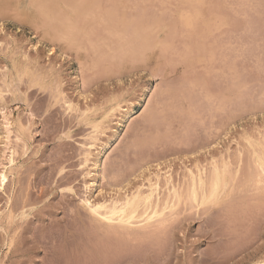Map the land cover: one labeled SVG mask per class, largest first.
Listing matches in <instances>:
<instances>
[{
  "label": "rangeland",
  "instance_id": "1",
  "mask_svg": "<svg viewBox=\"0 0 264 264\" xmlns=\"http://www.w3.org/2000/svg\"><path fill=\"white\" fill-rule=\"evenodd\" d=\"M74 1L76 0H0V170L6 163L7 166L9 165L8 171L10 173L7 187L0 190V264H250L264 259V138H262L264 137V31L262 30L264 29V18L260 16L264 12V0H258L262 3L260 4L262 7L256 4L257 0H254V2L246 0L249 4H245V0H243V4L242 0H237L236 2L241 3L243 7H245L244 4L247 6L245 8L241 7V9L248 13V15H244L241 11L239 16L243 15L244 17L240 19L238 16L239 21L237 20V12H234L237 10L239 12L240 8L237 10L236 8L238 5H242H237L235 2L237 7H234L235 5L231 6V0H227V2L222 0L223 2H220L222 5H219L220 8L218 6L222 13L225 12L227 18L230 17L228 13L235 10L232 11L234 13H232V17L234 15L236 19L229 18L231 22L229 21L225 28L222 27V31L226 30L228 33L222 32L218 35V38L222 39L224 37L223 40H225L226 36L224 35L229 36V32L232 33L231 31H233L234 33L236 31L235 34H232L236 35L237 33L238 42L236 39L233 41L236 42L235 44L238 47L233 48L231 46L233 42L232 39L229 40V36L228 41L232 43L228 45V48L232 47L235 52H232V48L226 51L227 47L225 44L222 46V42L227 43L228 41L225 42L219 39L217 42L221 44L222 48L218 50L216 47L218 44L215 47L213 45L216 49L215 54L217 55V50L218 53L225 51L224 55L226 57L221 53L222 55L217 56L218 59L213 58L212 60H216L213 63L216 64L215 68L218 65L217 70L225 68L223 66L226 61L233 64L235 60L233 58L237 57L235 61L238 62L235 65L238 66L236 71L239 72L240 76L238 75L239 78L237 76L238 79H233L238 82L244 79L241 80L244 88L240 82L241 87L238 88L243 91L247 90L245 92H240L236 86H234V89L232 88L236 81L232 85L228 83V78L232 79L233 75L237 74L234 70L230 73V69H228L230 64H226L228 66L224 70L229 71H226L227 73L224 71V73L227 75L229 73L231 77L226 78L227 75L223 73V69L220 75V69L215 71L214 67L213 69L210 67L214 71V73L211 71L209 77L212 79L210 80L206 78L207 75H210V68H207L209 70L206 71L204 66H210L206 64L209 63L208 57L206 58L207 62L204 60L198 61V63L194 56L195 53L191 54L190 50H192L194 39L192 40L191 37L192 42L189 43L190 40L187 39L190 35L189 33L187 36L189 28L187 29L185 19L182 18V13L187 14L186 12H188L189 0H156L155 3L152 0H148L149 3H147L146 0V6L144 0H133V2L130 0L131 4L129 5L130 2H127V0L126 2L120 0L123 5L127 3L124 6L130 7L121 5L122 8L118 6L119 9H115L117 6L112 4L118 0H111L112 3L108 2L110 0L106 1L110 4L103 3L102 0L101 3H99V0H81V2L78 0L80 5L77 4L78 6L76 5L73 8L72 5L76 4H73ZM213 1H211V4H215ZM228 2L230 4L229 8L231 6L235 9L228 10ZM98 3L100 5L105 4V6L103 5V8L102 6L95 7ZM217 3H219V0ZM224 3L227 4L226 7ZM118 4L117 2L116 5ZM110 5L113 12L109 8L108 11L106 10V7ZM136 5L140 6L144 12L147 11L142 12ZM88 6L89 9H93L91 12H89L90 10H84V8L88 10ZM252 6L255 8L252 9ZM43 7H46V9ZM256 7L261 8L259 10L261 13L257 11ZM71 8L75 10H71ZM100 8H102V11H100ZM221 8H224L223 11ZM248 8L252 10H248ZM136 9H139V12H136ZM254 9L260 15L255 13ZM116 10L124 12V14L122 12L117 13H121L118 20V17L115 20L110 18L111 14L113 16L116 14ZM72 11H77L81 15L80 17L86 18L79 22V27L77 26L78 22H75L78 19L77 12L75 14ZM93 11L94 13H92ZM134 13L135 15H133ZM138 13L141 16H138ZM155 13L157 15L155 18L160 19L159 21L162 23H157L158 21L153 19L154 23L156 21L158 24V29L156 28V31H158L151 34L148 27H152V24L151 26L149 24ZM97 14L100 15V19ZM125 14L132 19L125 18ZM142 14H145V17H142ZM148 14L151 15L149 16V18L151 17L149 24L146 22L148 20L144 21V19H147ZM250 14H253V17L256 16L254 19L257 18V20L253 21L246 18L247 20L244 21L242 19L245 16L252 19ZM135 17L136 20L137 17L142 18V24H145V22L148 24H146L147 28H143L146 31L141 29L139 32L143 37L140 43L142 46H139L142 48H144V45L145 47L148 46V50L146 48L143 50L146 51L143 53L144 55H139L140 52L137 55L136 52L140 51L141 47L136 46L138 44L135 45L132 41L135 40L133 37L135 36L134 30L137 28L135 26H142V24H139L140 19L137 24L133 22ZM177 17L179 18L177 19ZM68 18L69 20H67ZM107 18L111 20V23L108 22L107 24L112 25L110 26L112 28L117 27L121 19L123 24L124 21L126 24L124 26L123 24L119 25L115 31L111 28L107 29V24L106 27L104 26ZM166 19L169 21H166ZM232 19L241 24L237 25L238 22L233 23ZM240 20L242 21L240 22ZM69 21L72 23H69ZM115 21L118 22L115 23ZM95 22L99 25L104 24L102 25L103 28L99 25L97 27ZM231 23L234 27L231 29L226 28V26L231 27L232 25H229ZM67 24L76 26L75 28L70 26L72 27L70 31L66 30V28H69ZM93 24L95 25L94 31L91 29ZM173 24L175 27L172 26ZM242 24L248 28H245ZM126 26H129L128 31L131 30L133 33L127 31L128 38L126 37V40H129L130 43L128 45L127 41H123L125 45L127 42L129 46L124 48L125 45H123L121 39L124 38L123 40H125L124 28ZM141 31H145L144 35ZM173 32L177 33L179 38ZM244 32H249L250 36ZM64 33L65 35H63ZM163 33L165 34L163 35ZM83 34L84 36H82ZM168 34L175 36L176 43L173 41L175 39H172V36L169 44H167L168 38H170ZM183 34L186 36L184 37ZM85 35H89L87 40L89 43L94 41L95 46L99 43L98 47L100 46L101 50L94 47L92 43L90 45H93L94 50L97 49V51L94 52L93 47L87 46ZM96 35L100 36L98 37L99 40H96ZM93 36H95L94 39ZM104 36L108 38L101 41ZM154 37L160 40L157 38L156 40ZM231 37L234 39L235 36ZM238 38H241V40ZM254 38L257 41L263 40L258 41V43L261 42L259 44V46L262 45L261 47H255V45L258 46V43ZM181 40L183 41L181 42ZM249 40L251 44H249ZM185 41L189 43L187 45L191 46L190 49ZM252 41L253 43L256 42L254 47L257 50L252 49ZM81 42L83 43L81 44ZM173 42L176 44L177 49ZM151 43L156 45L152 46ZM181 43H185L183 48ZM235 44L233 43L234 46ZM77 45H81V48ZM184 45L189 50H186ZM207 45L208 47L212 46H209V43ZM243 46H247V51ZM223 47H226L225 50ZM260 48L261 50H258ZM83 50L84 52L87 50V52L84 53ZM121 50L126 51V53L121 52ZM98 51L100 58H97L98 56L94 54L96 62L98 59L97 66V64H93L95 61L93 60L92 63L90 59L94 58L93 53H98ZM253 51L254 53L257 51L258 55H255ZM128 52H133L135 55L132 54L131 56ZM180 55L183 58H180ZM229 55H233L231 61L228 60V58L230 59ZM111 56L113 57L111 58ZM242 56H244V60L241 59ZM106 57L109 58L110 63ZM249 58L253 59L250 61ZM175 59L176 63L172 62ZM219 60L220 62H218ZM242 60L244 62L246 60V63ZM170 61L174 64L172 65ZM241 62L242 65L238 64ZM90 63L92 64L90 65ZM87 64L91 67H88ZM109 64L110 66L107 67ZM102 65L105 70L101 67ZM211 65L213 66V64ZM239 65L241 68H239ZM247 65L250 69H254L249 70ZM233 66L234 64L229 68H233ZM196 71H198V75L195 74ZM244 73L246 75H243ZM241 74L243 77H241ZM217 75L222 76V78L226 76L223 79V83H227L224 84V87L221 82L222 79L217 78ZM88 77H90V83ZM92 78L94 79L92 80ZM181 78H184V80ZM225 79H227L226 82ZM193 80H197L198 85ZM213 80L215 83H213ZM245 80L248 82L244 83ZM177 81L181 82H179L180 87L176 86L175 88L173 85L174 89L170 87V84L178 85ZM190 81H192V84L195 82V85H190ZM204 81L207 83H204ZM208 81L213 84L214 88L222 85V87H218L220 92L222 89L227 90L232 86L228 90L232 91L233 89V95L235 96L233 97L230 92L227 93L228 96H232L236 100L239 99L234 101L230 98H227L230 100L221 98L222 95L227 97L226 92L228 90L220 93L218 88L213 94L211 87H209L212 84L210 83V85ZM187 85H190L188 87L189 91H184V89H187L185 88ZM195 86L199 87L200 91ZM245 86L247 87L245 88ZM169 87L168 91L166 88ZM179 88L184 91L183 94H180L183 91L181 92ZM164 89L167 90L166 93H164ZM190 89L192 93L188 94V92H191ZM171 90L176 91L174 92L177 95L175 96L176 99L179 97L183 100L181 102L182 100L179 99L181 104L178 101L179 105H177V101H173L174 96H171L173 93ZM205 92H207L208 97L213 95V99L207 101L208 97L204 94ZM177 93H179V96ZM166 94L169 96L168 99H166ZM236 94L238 97H236ZM241 95L244 97H241ZM185 96H188L189 100H185ZM218 97H220V100ZM167 100L168 102H166ZM175 101L176 107L174 105ZM196 101H199L198 104H194ZM219 101L222 103L219 104ZM232 101L234 102L232 103ZM185 103L188 104V107ZM205 104L208 105L205 106ZM198 105L201 108H198L200 112L197 113ZM163 106H168L165 107L166 110L169 108L168 112ZM221 106H224V109ZM173 107L177 109L173 110ZM212 108L214 110L211 111ZM162 109L165 110V113L162 111L163 117L162 112H160ZM182 110H186L187 114L184 112V115ZM154 111L157 114L153 113ZM169 111H171V114ZM180 113L183 119L180 118ZM171 115L175 118V122L170 119ZM165 117L169 118L173 124L175 123L173 125L175 129L171 130L172 125L170 124L172 123L169 122V119L167 121ZM184 119L187 120L184 121ZM164 120L169 123L166 124ZM182 121H188L189 123L191 121V123L184 124ZM177 122L182 124L179 126ZM93 123H95L94 126ZM185 125H187L188 130ZM95 126L99 127L96 128ZM159 126L161 128H158ZM181 127L184 128V131ZM8 128L10 132L9 140L11 141H9V144H7L6 137ZM155 128L158 129L159 134L156 133ZM166 130L167 132H163ZM152 134H155L156 138ZM150 136H152L153 142L149 141L151 140ZM166 137H169V139H166ZM149 143L150 145H148ZM11 150L15 151V162L12 165L8 163ZM236 154L239 156L237 157ZM96 160H98V173L95 175L94 162ZM214 163H219V165L228 164L230 170L227 168L226 173L230 174V171H232V175L230 174V177H227L228 175L225 173L224 183L217 193L212 197L209 195L204 204L198 205V202H195L191 195L189 172L191 170L197 173L202 168L203 175L208 178ZM231 165H233V168H231ZM240 167L242 168L240 169ZM246 167L249 169V173H247ZM252 168L257 170L254 171ZM256 171L260 173L257 174ZM155 173L163 175L164 180L165 175L170 176L172 186L167 184L166 180L161 182L158 200H153L152 207L148 209L149 212L147 211L146 214H143L144 206H140L136 221L129 227L123 228L115 224L108 225L89 212L88 207L83 202L84 197L85 199H91V201L101 200V197L108 200H111L112 197L113 199L114 197L115 199H121L134 193L139 186H143V191H148L150 184L152 181L154 183L156 179ZM261 175L263 177H259ZM113 177L118 180L116 183H114L115 179ZM162 177L160 178L161 181ZM93 182L95 183L93 184ZM86 185L91 187L87 188ZM176 196L177 198L174 200ZM26 200L27 202H25ZM193 203L198 206L192 205ZM155 207L162 213L154 216ZM10 210L13 212H10ZM147 215L151 218L142 221ZM7 217L10 219L9 222H7ZM155 228L160 229L156 230ZM103 229L104 231H102Z\"/></svg>",
  "mask_w": 264,
  "mask_h": 264
},
{
  "label": "bare ground",
  "instance_id": "2",
  "mask_svg": "<svg viewBox=\"0 0 264 264\" xmlns=\"http://www.w3.org/2000/svg\"><path fill=\"white\" fill-rule=\"evenodd\" d=\"M85 1H86V0H85ZM93 1H94V0H93ZM99 1H100L99 3H101V0H99ZM106 1H108V0H105V1L102 0L103 3H105ZM121 1H122V0H121ZM134 1H135V0H134ZM147 1H148V0H147ZM149 1H150V0H149ZM149 1H148L147 3H149ZM152 1H153L154 3L156 2V0H152ZM211 1H213V0H211ZM211 1H210V0H189V9H188V12H186L187 14L182 13V18L185 19V23H186V25L188 26L187 29L189 28V29H188V31H189L188 34L186 33L187 36H188L189 33H190V35H189L188 38H187L188 40H190L189 43L192 42V40L194 39V42H193V44H192V45H193V46H192V50H190V52H191V54H193V52L195 53L194 56L196 57L197 62H198V61H204V60H206V58L208 57L207 60H208L209 63H206L207 60H206L205 63H206L207 65H210V66L206 67V65H204V63L202 62L203 65H204L205 68H206V71L209 70V69H207V68H210V67H211L212 69H213V67L215 68L216 64L214 65L213 62H215L216 60H215V61L212 60L213 58H214V59H215V58L218 59L217 56H218L219 54L222 53V54L224 55V53H225V51H222V52L218 53V52H219L218 50L221 49L222 47H221V44H219V43L217 42V40L220 39V40H222V41L227 42L228 39H229L228 37L230 36V39H229V40L231 41V39H232V42H233L234 44H235L236 42H234L233 40L236 39V41H237V37H236V36H237V33H236V35H233V34H235L236 31H235L234 33H233V31H231L233 34L229 32V34H230L229 36H228V35H224V36H226V39H225V40H223V38H224L223 36H220V37H223L222 39H221V38H218V37H219L218 35H220L222 32H223V33L225 32V34L228 33L226 30H225V31H222V27L224 26V28H225V25H227V24L229 23V21H230V19H229L230 17L235 19L234 15H233V17H232V13H233L235 10H232L233 12L230 11V12L228 13V14H230V17L227 18V16L224 14L225 12L222 13V12L220 11V9H218V6H219L224 0H223V1H222V0H219V3H217L218 5L216 4V2H218V0H215L216 2L213 1L215 4H211ZM236 1H237V0H235V1H234V0H231V2H230V3H231V6H232V5H233V6L235 5L234 7H237L238 4L242 5L243 2H244V1L242 0V1H241L242 4H241V3L236 2ZM247 1H249V0H247ZM247 1L245 0V4L248 3ZM252 1L254 2V0H252ZM260 1H261V0H260ZM260 1L257 0V2H256V4H259V5H258L259 7L261 6L260 4H262V3H260ZM80 2H81V0H80ZM108 2H111V3H112L111 0L108 1ZM108 2H106V3H108ZM117 2L119 3L118 5H116ZM117 2L115 1V2L112 3V4H114L115 6H117L115 9H117V8L119 9V7L122 8L121 5H123V3H121L120 0H118ZM122 2H126V0H125V1L123 0ZM127 2H130V0H129V1L127 0ZM132 2H133V0H132ZM145 2H146V0H144V5L146 4ZM185 2H186V1H185ZM185 2H183V3L185 4ZM213 2H212V3H213ZM220 2H221V3H220ZM224 2H227V0L224 1ZM232 2H234V3L232 4ZM235 2H236L237 5L235 4ZM250 2H251V0H250ZM253 2H252V3H253ZM75 3H76V4H75ZM99 3H98L97 6H95V7H98V6L101 7V6H102V8H103V5L105 6V4L100 5ZM115 3H116V4H115ZM150 3H152V2H150ZM154 3H153V4H154ZM73 4H75V5H72V6H74L73 8H75V6H76L77 4H79V1L76 0V1H74ZM108 4H110V3H108ZM129 4H131V2L128 3V5H129ZM132 4H133V3H132ZM142 4H143V3H142ZM159 4H160V3H159ZM227 4H228V7H227L228 10H229V9H235V8H233V7L231 8V6H230V8H229V5H230L229 2H228ZM227 4L224 3L225 7L227 6ZM245 4H244V6L247 7ZM248 4H249V3H248ZM248 4H247V5H248ZM47 5H48V4H47ZM79 5H80V4H79ZM82 5H83V4H82ZM90 5H91V4H90ZM92 5H93V3H92ZM92 5H91V7H93ZM106 5H107V4H106ZM124 5H127V3H125ZM124 5H123V7H128V8L130 7V6H124ZM133 5H134V4H133ZM137 5H138V4H137ZM137 5H136V6H137ZM139 5H140V4H139ZM181 5H183V4H181ZM187 5H188V3H187ZM216 5H217V6H216ZM221 5H222V4H221ZM252 5H253V4H252ZM254 5H255V3H254ZM254 5H253V6H254ZM77 6H78V5H77ZM118 6H119V7H118ZM145 6H146V5H145ZM250 6H251V5H250ZM253 6L251 7L252 9L255 8V7H253ZM256 6H257V5H256ZM65 7H66V6H65ZM82 7H83V6H82ZM85 7H86V6H85ZM137 7H139V9L141 10V7H140V6H137ZM149 7H150V6H149ZM155 7H157V6H155ZM158 7H159V6H158ZM180 7H181V6H180ZM183 7H184V5H183ZM221 7H222V6H221ZM225 7H224V8H225ZM241 7H242V8H245V7H243V5H242V6H239V5H238V7L236 8V10L240 8V9H239L240 11L238 12V10H237V11L234 12V13L237 12L236 15L238 14V15H237V20H238V21H239L238 16L240 15L239 13H240L241 11H242V12H241L242 14H244V15L247 14V15H248V13H246L244 10H242ZM261 7H262V6H261ZM43 8L46 9V7H43ZM80 8H81V7H80ZM86 8H87V7H86ZM102 8H100V11H102ZM108 8L111 9L112 6L110 5L109 7H106V10H107V11H108ZM132 8H133V7H132ZM142 8H143V7H142ZM219 8H220V6H219ZM224 8H221V10L224 9ZM251 8H248V10L251 9ZM66 9H67V8H66ZM139 9H136V12H137V11L139 12ZM145 9H146V8H145ZM148 9H150V8H148ZM152 9H153V6H152ZM186 9H187V8H186ZM252 9H251V10H252ZM256 9H257V11L259 12V10H260L261 8L256 7ZM263 9H264V8H263ZM71 10H75V9H72V8H71ZM84 10H86V11H89V10H90L89 12H91L93 9H92V10L89 9V6H88V10L85 9V8H84ZM104 10H105V9H104ZM120 10H122V9H120ZM127 10H129V9H127ZM133 10H134V9H133ZM133 10H132V11H133ZM153 10H154V9H153ZM153 10H152V12H153ZM155 10H156V9H155ZM177 10H178V9H177ZM181 10H182V9H181ZM181 10H180V11H181ZM183 10H185V9H183ZM225 10H226V9H225ZM245 10H246V9H245ZM254 10H255V9H254ZM254 10H253V11H254ZM77 11H78V9H77ZM77 11H76V12H77ZM79 11H80V10H79ZM86 11H85V13H86ZM111 11H112V9H111ZM116 11H117V12H115V13L117 14L118 12H122L123 10H122V11H118V10H116ZM130 11H131V8H130ZM141 11L144 12L143 10H141ZM141 11H140V13H142ZM146 11H147V10H146ZM146 11H145V12H146ZM149 11H150V10H149ZM185 11H187V10H185ZM222 11H223V10H222ZM257 11L255 10V13H257ZM263 11H264V10H263ZM47 12H48V11H47ZM52 12H53V11H52ZM52 12H51V13H52ZM73 12H74V11H72V13H73ZM76 12H74V13L76 14ZM80 12H82V11H80ZM103 12H104V11H103ZM112 12H113V11H112ZM134 12H135V11H134ZM145 12H144V13H145ZM150 12H151V11H150ZM150 12H149V13H150ZM226 12H227V11H226ZM249 12H250V11H249ZM83 13H84V12H83ZM92 13H94V11H93ZM92 13H91V14H92ZM95 13H96V12H95ZM107 13H108V12H107ZM128 13H129V12H128ZM128 13H127V14H128ZM140 13H138V14H139L138 16H141ZM147 13H148V12H147ZM156 13H157V10H156ZM156 13H155V15L152 14L154 18H151V17H150V18H151L152 20L154 19V20L158 21L157 23H160V22H161V21H159L160 19L155 18V16L157 17ZM179 13H180V12H179ZM234 13H233V14H234ZM251 13H253V12H251ZM259 13H261V12H259ZM262 13L264 14V12H262ZM101 14H102V13H101ZM104 14H105V13H104ZM116 14H114V16H113V14H111V16H110V14H109V16H110V18H114V20H115L117 17H118L117 20L120 19L119 17H120L121 15H119V14H121V13L117 14L118 16H117ZM122 14H124V12H122ZM127 14H125V18H128V15H129V14H128V15H127ZM131 14H132V13H131ZM253 14H254V13H253ZM253 14H250L251 17H252V19L249 18V17H246V16H245V18H242V19H244V21L247 20V19H248V20L250 19V20H253V21L255 20V21H256L257 18L254 19L256 16L253 17V16H252ZM257 14H258V13H257ZM263 14H262V15H263ZM76 15H78V16H77L78 19L76 18L77 20H76L75 22H76V23L78 22V24H77V26H78V25H79V22H81V20L83 21L84 18H83V17H80L81 15H80L78 12H77ZM82 15H83V14H82ZM87 15H89V14H87ZM97 15H99V14H97ZM97 15H96V16H97ZM102 15H103V14H102ZM115 15H116V16H115ZM133 15H135V13H134ZM133 15H131V16H133ZM136 15H137V14H136ZM142 15H143V14H142ZM254 15H255V14H254ZM258 15H260V14H258ZM258 15H257V16H258ZM262 15H260V16L264 18V15H263V16H262ZM63 16H64V15H63ZM69 16H70V15H69ZM83 16H84V15H83ZM126 16H127V17H126ZM146 16H147V15H146ZM149 16H151V15L148 14V17H146L147 19H144V21H145V20H148V21H146L147 23L149 22V19H150ZM158 16H159V15H158ZM260 16H259V17H260ZM84 17H85V16H84ZM86 17H87V16H86ZM98 17H99V19H100V15H99ZM102 17H103V16H102ZM129 17H130V16H129ZM142 17H145V14H144ZM170 17H171V16H170ZM170 17H169V18H170ZM239 17H240V19H241V17H244V16L242 15V16H239ZM123 18H124V17H122V19H123ZM125 18H124V20H125ZM160 18H161V16H160ZM169 18H168V19H169ZM178 18H179V17H177V19H178ZM246 18H247V19H246ZM63 19H64V18H63ZM70 19H71V18H70ZM85 19H86V18H85ZM85 19H84V20H85ZM101 19H102V18H101ZM122 19H121V21H119L120 23L117 21V22H118V26L123 24ZM128 19H132V18L130 17V18H128ZM139 19H140V21H139ZM151 19H150V20H151ZM168 19H166V21H169ZM67 20H69V18H68ZM78 20H79V21H78ZM124 20H123V21H124ZM141 20H143V19L140 18V17H139V18L137 17V20H136V17H135V20H134L133 22H135V24H137V22L139 21V24H142V23H141ZM152 20L150 21V24L148 23L150 26H151V24H152V27H148V28H149V32H151V34H154L155 31H156V28L158 29V27H157L158 24L156 23V21H155V23H154V20H153V21H152ZM170 20H171V19H170ZM232 20H233V19H232ZM235 20H236V19H235ZM258 20H259V19H258ZM263 20H264V19H263ZM62 21H63V20H62ZM72 21H73V20H72ZM102 21H103V20H102ZM125 21H126V20H125ZM125 21H124V24H126ZM144 21H143V22H144ZM238 21H236V22H238ZM241 21H242V20H240V22H241ZM88 22H89V21H88ZM98 22H99V21H98ZM108 22H109V24H110V23H111V20H109V19L107 18L106 21L104 22L105 25H104V24H101V23H100L101 25H99V23H96V22H95V23H96V26L99 25V26L102 27V25H104V26L106 27V24H107ZM117 22L115 21V23H117ZM128 22H129V21H128ZM128 22H127V24H129ZM146 22H145V24H142L143 27L140 26V25H139V26L137 25V26H135V28L137 27L136 29H135L134 27L132 28L133 30L135 29V30H134V34H135V36H133V37L135 38V40H132V41L134 42L135 45L138 44V45H136V46L141 45L140 43L142 42V38H143V37L140 35L139 32H140L141 29L146 31V29H143V28H147V25H148V24H147ZM174 22H175V21H174ZM182 22H183V21H182ZM230 22H231V21H230ZM232 22L236 24V22H235L234 20H233ZM262 22H263V21H262ZM69 23H72V22L69 21ZM89 23H90V22H89ZM113 23H114V22H113ZM130 23H131L132 25H135V24L132 23V22H130ZM161 23H162V22H161ZM233 23L229 24V25H232L231 27L228 25L229 27L226 26V28H228V29L230 28V29H231L232 27H234ZM80 24H81V23H80ZM109 24H107V26H108L107 29H110V28H111V29H114V31H115V29L118 27V26H117V27L112 28V27H110V26H112V25L109 26ZM124 24H123V26H124ZM131 24H130V26H132ZM146 24H147V25H146ZM183 24H184V22H183ZM239 24H241V23L238 22L237 25H239ZM67 25H69V24H67ZM115 25H116V24H115ZM144 25H146V26H144ZM242 25H243V24H242ZM250 25H251V24H250ZM257 25H258V24H257ZM70 26H73V27L75 28L76 25L74 26V24H73V25L70 24V25L68 26L69 28H66V30H67V29L70 30V28L72 29V27H70ZM79 26H80V25H79ZM79 26H78V27H79ZM92 26H93V28H91V29L94 31V30H95V29H94V26H95V25L93 24ZM170 26H171V25H170ZM172 26L175 27L174 24H173ZM243 26H244V25H243ZM243 26H242V28H243ZM253 26H254V25H253ZM253 26H251V27H253ZM78 27H77V29H78ZM97 27H98V26H97ZM97 27H95V28H97ZM121 27H122V26H121ZM244 27H245V26H244ZM102 28H103V27H102ZM126 28H127V29H126ZM126 28H124V29H125V30H124V33H126V35L123 33V35H125V40H123L124 38H122V39H121L122 42H123V41H127V40H126V37L128 36V35H127V31L130 29V27H129V26H128V27L126 26ZM128 28H129V29H128ZM224 28H223V29H224ZM235 28H237V27H235ZM245 28H248V27H245ZM77 29H76V31H77ZM88 29H89V28H88ZM97 29H98V28H97ZM168 29H169V28H168ZM187 29H185V30H187ZM239 29H240V28H239ZM59 30H60V29H59ZM66 30H65V31H66ZM172 30H173V29H172ZM180 30H181V28H180ZM185 30H184V32H185ZM220 30H221V32H220ZM236 30H238V28H237ZM259 30H260V29H259ZM262 30L264 31V29H262ZM70 31H71V30H70ZM78 31H81V30H78ZM145 31H143V32L141 31V32L143 33V34H142V33H141V34L144 35V32H145ZM157 31H158V30H157ZM157 31H156V32H157ZM163 31H164V30H163ZM68 32H69V31H68ZM95 32H96V31H95ZM97 32H98V30H97ZM129 32L133 33V31H131V30L128 31V33H129ZM159 32H160V31H159ZM175 32H176V30H175ZM182 32H183V31H182ZM184 32H183V33H184ZM226 32H227V33H226ZM241 32H242V31H241ZM260 32H262V31H260ZM66 33H67V31H66ZM102 33H104V32H102ZM131 33H130V34H131ZM173 33H174V32H173ZM218 33H219V34H218ZM244 33H246V32H244ZM247 33L249 34V32H247ZM247 33H246V34H247ZM253 33H254V31H253ZM255 33H256V31H255ZM68 34H69V33H68ZM78 34H79V33H78ZM87 34H89V33H87ZM99 34H100V33H99ZM161 34H162V33H161ZM164 34H165V33H163V35H164ZM174 34H175V33H174ZM231 34H232V35H231ZM63 35H65V33H64ZM100 35H101V34H100ZM123 35H122V36H123ZM155 35H156V34H155ZM168 35H169V34H168ZM171 35H172V34H171ZM176 35H177V33L175 34V36H176ZM179 35H180V34H179ZM181 35H182V34H181ZM183 35H184V34H183ZM258 35H261V34L258 33ZM82 36H84V34H83ZM85 36H86V41H87L89 35H88V36L85 35ZM130 36H131V35H130ZM172 36H173V35H172ZM172 36L169 35L170 38L167 37V38L169 39V40L167 39V40H168V41H167V42H168L167 44H169V41H170V39H171ZM175 36H173L172 39H175ZM185 36H186V35H184V37H185ZM231 36H233V37L235 36L236 38L234 37V39H233ZM241 36H242V35H241ZM243 36H244V35H243ZM249 36H250V34H249ZM261 36H262V35H261ZM261 36H260V37H261ZM90 37H91V36H90ZM90 37H89V39H91ZM98 37H100V36H97V35H96V40H99ZM117 37H118V35H117ZM151 37H152V35H151ZM157 37H158V36H157ZM157 37H154V39H156ZM160 37H162V36H160ZM177 37H178V35H177ZM177 37H176V38H177ZM189 37H190V39H189ZM191 37H192V40H191ZM238 37H240V36H238ZM246 37H247V36H246ZM256 37H258V36H256ZM256 37H255V38H256ZM260 37H259V38H260ZM76 38H77V36H76ZM94 38H95V36H93V39H94ZM102 38H104V39H102ZM102 38H101V41H102V40L105 41L106 38H108V37H105V36H104V37H102ZM127 38H128V37H127ZM152 38H153V37H152ZM152 38H151V40H152ZM178 38H179V37H178ZM178 38H177V39H178ZM248 38H249V37H248ZM255 38H254V39H255ZM259 38H258V39H259ZM261 38H262V37H261ZM114 39H115V37H114ZM136 39H137V43H136ZM157 39H159V38H157ZM157 39H156V40H157ZM183 39H185V38H183ZM187 39H186V40H187ZM238 39L241 40V38H238ZM263 39H264V36H263ZM75 40H76V39H75ZM81 40H82V38H81ZM151 40H150V41H151ZM159 40H160V39H159ZM159 40H158V41H159ZM188 40H187V41H188ZM243 40H244V39H243ZM251 40H252V39H251ZM255 40H256V42L258 43V41H260L261 39L258 40V41H257V39H255ZM71 41H72V40H71ZM71 41H70V42H71ZM89 41H91V40H89ZM128 41H129V40H128ZM128 41H127V42H128ZM152 41H153V40H152ZM173 41H175V43H176V39L173 40ZM182 41H183V40H181V42H182ZM187 41H185V42H186V45L189 44ZM211 41H212V42H211ZM230 41H228L229 44H228V42H227V43H223V42H222V46H223V44H225V46L227 47L226 51L229 49V48H228V45H230V43H232V42H230ZM244 41H246V40H244ZM249 41H250V40H249ZM261 41H263V40H261ZM75 42H77V41H75ZM93 42H94V41H91L92 44H93ZM98 42H100V41H98ZM127 42H126V45H125V43L123 42V43H124L123 45H125L124 48L127 47V46L129 45V43H130V42H128V45H127ZM156 42H157V41H156ZM159 42H160V41H159ZM171 42H172V41H171ZM237 42H238V41H237ZM239 42H242V41H239ZM256 42H254V43H256ZM82 43H83V42H81V44H82ZM86 43L88 44L87 46H89V45L91 44V43H89L88 41H87ZM96 43H97V42H96ZM96 43H95V44H96ZM111 43H112V42H111ZM118 43H119V42H118ZM154 43H155V42H154ZM157 43H158V42H157ZM207 43L210 44L209 46H211V45H212V46H211V47H208ZM213 43H215V44H213ZM233 43H232V45H231V46H233V48H234V47H238L236 44H235V46H234ZM254 43H253V41H252V44H253V48H252V49H254L255 47L258 48V47H261V46H262V45L259 46V44H260L261 42L258 43V46H256ZM84 44H85V43H84ZM100 44H101V43H100ZM112 44H113V43H112ZM120 44H122V43H120ZM131 44H132V42H131ZM145 44H146V43H145ZM151 44H152V43H151ZM151 44H150V47H151ZM158 44H159V43H158ZM160 44H162V43H160ZM181 44H182V48H183V44H185V43H181ZM216 44H218V46H216L217 49H218V50H217V55L215 54V53H216V51H215L216 49L214 48ZM226 44H227V45H226ZM238 44H239V43H238ZM244 44H245V43H244ZM249 44H251V41H250ZM93 45H94V44H93ZM93 45H92V46L90 45L89 47L92 48ZM98 45H99V43H98L96 46L94 45V47H98ZM104 45H106V44H104ZM104 45H103V46H104ZM147 45H148V44H147ZM153 45H156V44H152V46H153ZM163 45L165 46L164 43H163ZM173 45H175V47H176V44H174V42H173ZM213 45H214V47H213ZM219 45H220V46H219ZM242 45H243V44H242ZM254 45H255V47H254ZM110 46L115 47L116 45H115V46H114V45H110ZM133 46H134V45H133ZM136 46H134V47H136ZM141 46H142V45H141ZM141 46H139V47H141ZM161 46H162V45H161ZM171 46H172V45H171ZM187 46H189V49L191 48L190 45H187ZM187 46L184 45V48H186V50H189V49L187 48ZM247 46H248V45H247ZM247 46H246V47H247ZM249 46H250V45H249ZM251 46H252V45H251ZM251 46H250V47H251ZM77 47L81 48V45H80V46L77 45ZM89 47H88V48H89ZM94 47H93V50H94ZM101 47H102V46H101ZM128 47H129V46H128ZM134 47H133V48H134ZM147 47H148V46H147ZM147 47H145V45H144V48L141 47V48H142V52H141V48H140V51L136 52L137 55H138L139 52H140L139 55H142L143 53H145L146 51H143V50H145V48H146V50H148ZM158 47H159V45H158ZM165 47H166V46H165ZM226 47H225V48H226ZM241 47H242V46H241ZM241 47H240V49H241ZM246 47L243 46V48H246ZM250 47H249V48H250ZM98 48H99L98 50H101L100 46H99ZM109 48H110V47H109ZM171 48H172V47H171ZM171 48H170V49H171ZM209 48H210V49H209ZM223 48H224V47H223ZM225 48H224V50H225ZM231 48H232V47H231ZM231 48H230V49H231ZM233 48H232L231 50H232V52H235V49H233ZM256 48H255V50H257ZM110 49H111V48H110ZM176 49H177V47H176ZM180 49H181V48H180ZM230 49H229V50H230ZM130 50H131V48H130ZM138 50H139V48H138ZM149 50H151V48H149ZM174 50H175V49H174ZM186 50H185V51H186ZM233 50H234V51H233ZM244 50H245V49H244ZM244 50H243V55H244V52H245ZM248 50H249V49H248ZM258 50H261V48L258 49ZM95 51H97V49H95L94 52H95ZM122 51L126 53V51L121 50V52H122ZM163 51L165 52V50H163ZM182 51H183V50H182ZM246 51H247V48H246ZM83 52H84V50H83ZM86 52H87V50H86L84 53H86ZM103 52H104V51H103ZM117 52H118V51H117ZM147 52H148V51H147ZM150 52H151V51H150ZM153 52H155V51H153ZM170 52H173V51H170ZM170 52H168V54H170ZM175 52H176V51H175ZM183 52H184V51H183ZM183 52H182V53H183ZM190 52H189V53H190ZM230 52H231V51H230ZM237 52H238V51L236 50V53H237ZM256 52H257V51H255V53H254V51H253V53H254L255 55H258ZM259 52H260V51H259ZM259 52H258V53H259ZM119 53H120V52H119ZM128 53H129L131 56H132V54H133V52H132V53L128 52ZM148 53H149V52H148ZM148 53H147V54H148ZM227 53H229V52H227ZM248 53H249V52H248ZM94 54H96V56H98L97 58H100L99 55H98V54H99V51H98V53H93V56H94ZM100 54L102 55V53H100ZM103 54H104V53H103ZM150 54L152 55V53H150ZM154 54H156V52H155ZM162 54H163V53H162ZM165 54H166V53H165ZM177 54H178V51H177ZM222 54H221V55H222ZM239 54H241V53H239ZM249 54H250V53H249ZM101 55H100V56H101ZM105 55H106V54H105ZM109 55H110V54H109ZM123 55H124V54H123ZM123 55H122V56H123ZM130 55H129V56H130ZM133 55H135V53H134ZM143 55H144V54H143ZM151 55H150V56H151ZM187 55H188V53H187ZM208 55H210V56H208ZM215 55H216V56H215ZM226 55H227V54H226ZM233 55H235V54L233 53ZM233 55H232V56H233ZM252 55H253V54H252ZM252 55H250V56L252 57ZM153 56H154V55H153ZM173 56H174V55H173ZM194 56H193V57H194ZM214 56H215V57H214ZM224 56H225V55H224ZM232 56L229 55L230 59L228 58V60L231 61V57H232ZM244 56H245V55H244ZM244 56H242L241 59H243ZM253 56H254V55H253ZM112 57H113V56H111V58H112ZM114 57H115V56H114ZM171 57H172V56H171ZM225 57H226V56H225ZM239 57H240V56H239ZM246 57H247V56H246ZM254 57H255V56H254ZM258 57H259V56H258ZM258 57H257V58H258ZM94 58H95V59H94ZM94 58H91V59H90V60H91L90 62L93 63V62L96 60V57H95V56H94ZM101 58H102V57H101ZM107 58H108V57H106V59H107ZM146 58H147V57H146ZM150 58H151V57H150ZM180 58H183V56L180 55ZM220 58H221V57H220ZM236 58H237V57H236ZM236 58H233V59L236 60ZM247 58H248V57H247ZM257 58H256V59H257ZM103 59L105 60V58H103ZM113 59H114V58H113ZM120 59H121V58H120ZM147 59H148V58H147ZM166 59H167V58H166ZM166 59H165V61H167ZM222 59H223V58H222ZM233 59H232V60H233ZM241 59H240V60H241ZM249 59H250V58H249ZM252 59H253V58H252ZM252 59H250V61H251ZM256 59H254V60H256ZM93 60H94V61H93ZM104 60H103V61H104ZM118 60H119V59H118ZM168 60H169V57H168ZM170 60H171V59H170ZM180 60H181V59H180ZM225 60H226V58H225ZM235 60H234V63H233V64H234L233 68L235 67L236 69H235V68L233 69V68H231L233 64L230 63V62H228V61H226V64H228V65L230 64L229 66H231V67L229 68V66L225 64L224 59H223V62H224L225 65H224L223 63H221V64H223V65H224L223 67H225V68H222L223 70L219 68V69H220V73H219V74L221 75V72H222V71H223V73H224V71H225L224 69H226L227 66H228V69H230V73L236 71V70L238 69V68H237L238 66L236 67V65H237L236 62H238V61H235ZM243 60H244V59H243ZM243 60H242V62H244ZM103 61H102V62H103ZM108 61H109V58H108ZM182 61H183V60H182ZM250 61H249V62H250ZM97 62H98V59H97ZM97 62L95 61L93 64H95V65L97 64V66H98V63H97ZM100 62H101V61H100ZM105 62H106V61H105ZM111 62H112V61H111ZM119 62H120V61H119ZM172 62H175V63H176V59H175L174 61H172ZM172 62L170 61L171 64H172ZM197 62H196V63H197ZM211 62H212V63H211ZM218 62H220V60H219ZM218 62H217V64H219ZM227 62H228V63H227ZM242 62H241V63H238V64H241V65H242ZM256 62H257V61H256ZM92 63H90V65H91ZM109 63H110V61H109ZM132 63H133V62H132ZM132 63H131V64H132ZM168 63H169V62H168ZM170 63H169V64H170ZM198 63H199V62H198ZM210 63L213 64V66H212ZM244 63H246V60H245ZM247 63H248V62H247ZM173 64H174V63H173ZM173 64H172V65H173ZM200 64H201V63H200ZM231 64H232V65H231ZM235 64H236V65H235ZM255 64H256V63H255ZM90 65L87 64L88 67H91ZM95 65H94V66H95ZM99 65H100V63H99ZM111 65H112V64H111ZM191 65H192V64H191ZM191 65H190V66H191ZM201 65H202V64H201ZM248 65H249V64H248ZM248 65H247V66H248ZM108 66H110V64L107 65V67H108ZM219 66H220V65H219ZM244 66H245V65H244ZM244 66H243V68L245 69ZM247 66H246V67H247ZM92 67H93V66H92ZM101 67H103V65H102ZM197 67H198V66H197ZM197 67H196V68H197ZM221 67H222V66H221ZM189 68H190V67H189ZM192 68H194V67L192 66ZM211 68H210V71H209L210 75H207L206 78H209V79H210L209 76H211V71L214 73V71H213ZM216 68H218V65H217ZM216 68H215V71L219 70V69L216 70ZM239 68H241L240 65H239ZM243 68H242V69H243ZM248 68H249V66H248ZM88 69H89V68H88ZM100 69H101V68H100ZM100 69H98V70H100ZM103 69L105 70V67H103ZM103 69H102V70H103ZM107 69H108V68H107ZM190 69H191V68H190ZM199 69H201V68H199ZM203 69H204V68H203ZM242 69H241V70H242ZM244 69H243V70H244ZM253 69H254V68H253ZM253 69H252V68H251V69L249 68V70H253ZM94 70H95V69H94ZM98 70H97V71H98ZM197 70H198V69H197ZM221 70H222V71H221ZM233 70H234V71H233ZM86 71H87V70H86ZM88 71H90V70H88ZM95 71H96V70H95ZM193 71H194V70H193ZM201 71H204V70H201ZM201 71H200V72H201ZM226 71H229V70H226ZM226 71H225V72H226ZM245 71H246V70H245ZM247 71H248V70H247ZM197 72H198V71H196L195 74H197ZM241 72H243V71H241ZM241 72H240V73H241ZM250 72H251V71H250ZM185 73H186V72H185ZM185 73H184V74H185ZM191 73H192V72H191ZM193 73H194V72H193ZM193 73H192V74H193ZM202 73H203V72H202ZM204 73H206V72H204ZM213 73H212V74H213ZM226 73H227V72H226ZM236 73H237V74H234L233 77H232V79L228 78V76L231 77V75H230L229 73H228V75L225 74V73H224V74L227 75V77H226V76H225V77L228 78V81H229L228 83H229V84L232 85V84L236 81V84H237V85H236V84H235V85L233 84V87L231 86L233 89H234V86H236V88H238V87L240 86V83L243 85L242 87L244 88V84L241 82V80H244V79H241V77H243L242 74H241V77H240L241 80H239V82H240V83H239L237 80H235V79L237 78V76L239 75V72L236 71ZM245 73H246V72H245ZM245 73H244L243 75H246ZM94 74H95V73H94ZM94 74H93V75H94ZM200 74H201V73H200ZM248 74H249V73H248ZM4 75H5V74H4ZM89 75H90V74H89ZM197 75H198V74H197ZM220 75H217L216 77L219 78V79L221 78V79H222L221 82L223 83V81H224L223 79H224L225 77L222 78V76H220ZM235 75H236V76H235ZM90 76H91V75H90ZM189 76H190V75H189ZM219 76H220V77H219ZM223 76H224V75H223ZM239 76H240V75H239ZM239 76H238V78H239ZM212 77H213V76H212ZM216 77L214 78V80L216 79ZM89 78H90V77H88V81L90 80ZM233 78H235V79H233ZM238 78H237V79H238ZM244 78H245V76H244ZM93 79H94V78H92V80H93ZM181 79L184 80V78H181ZM198 79H199V78H198ZM200 79H201V78H200ZM209 79H208V80H209ZM211 79H212V78H211ZM211 79H210V80H211ZM219 79H217V80L219 81ZM185 80H186V78H185ZM191 80H192V79H191ZM214 80H213V83H215ZM226 80H227V79H225V82H226ZM231 80H232L233 82H232ZM180 81L182 82V80H180ZM180 81H179V82H180ZM193 81H196V82H197V80H193ZM201 81H203V80H201ZM230 81H231V82H230ZM90 82H91V81H89V83H90ZM177 82H178V81H177ZM179 82H178V85H176V84H175V85H174V84H170V85H171L170 87H172V85L175 86V88H176V86H177V87H180V86H179ZM181 82H180V83H181ZM205 82H206V81H204V83H205ZM208 82H209V81H208ZM219 82H220V81H219ZM219 82H217V83H219ZM245 82L247 83L248 81L245 80L244 83H245ZM182 83H184V82H182ZM186 83H187V81H186ZM204 83H203V84H204ZM206 83H207V82H206ZM210 83H211V82H209V84H210ZM238 83H239V84H238ZM199 84H200V83H199ZM211 84H212V83H211ZM211 84H210V85H211ZM224 84H227V83H223V87H224ZM190 85H195V82H194V84H192V81H190ZM190 85H189V86H190ZM196 85H198V82H197ZM201 85H202V83H201ZM218 85H219V84H218ZM182 86H184V85L182 84ZM182 86H181V88H182ZM189 86L187 85V86L185 87V88H187V89H184V91H185V90H188V87H189ZM205 86H206V85H205ZM227 86H228V85H227ZM167 87H168V86H167ZM170 87H169V88H166V89L168 90V89H170ZM195 87H197V86H195ZM207 87H208V85H207ZM209 87H211V90L213 91V94H214V92L217 91L216 89H217L218 87H222V85L214 88V87H213V84H212V85L209 86ZM212 87H213L214 90L212 89ZM231 87H229V88H231ZM240 87H241V86H240ZM246 87H247V86H245V88H246ZM172 88H173V87H172ZM192 88H194V87H192ZM192 88H191V89H192ZM197 88H198V90H199V87H197ZM197 88H196V89H197ZM201 88H202V87H201ZM229 88H227V90H228ZM243 88H242V89H243ZM166 89H164V90H165L164 93H166V91H167ZM173 89H174V88H173ZM179 89H180V88H179ZM182 89H183V88H182ZM191 89H190V90H191ZM204 89L207 90L206 87H204ZM218 89H219V92H220V88H218ZM233 89H232V91H229V90H228V92H226L227 90H225V89H222V91L225 90L226 94L230 92V93H232V95H233ZM238 89H239V88H238ZM240 89H241V88H240ZM240 89H239V90H240ZM247 89H248V88H247ZM175 90H178V89H175ZM175 90H171V92H173V93H172V95H171V93H170V95H171V96H174L173 101L176 100V101H177V105H179V103H180L179 99H181V98H179V97H178V99H176L177 97L175 98V96H177V95H175L176 93L174 94V92H176ZM180 90H181V89H180ZM198 90H196V91L198 92ZM201 90H203V89H201ZM230 90H231V89H230ZM236 90H237V89H236ZM236 90H234V91H236ZM168 91H169V90H168ZM182 91H183V90H181V92H182ZM184 91H183L182 93H180L179 91H178V92H179L180 94H183ZM188 91H189V90H188ZM199 91H200V90H199ZM208 91H210V89H208ZM208 91H207V92H208ZM222 91H221L220 93H223ZM241 91H243V90H240V92H241ZM245 91H247V90H245ZM245 91H243V92H245ZM160 92H162V91H160ZM194 92H195V91H194ZM207 92H205L204 94H206ZM236 92H237V91H236ZM236 92H234V93H236ZM164 93H162V94L165 95ZM179 93H177L178 96H179ZM186 93H187V92H186ZM190 93H192V90H191V92H188V94H190ZM210 93H212V92H210ZM216 93H217V92H216ZM220 93H219V94H220ZM167 94L169 95V92H168ZM167 94H166V96H167L166 99L169 98V96H168ZM198 94H199V93H198ZM202 94H203V93H202ZM204 94H203V95H204ZM219 94H218V95H219ZM243 94H244V93H243ZM192 95H194V94H192ZM203 95H202V96H203ZM209 95H210V94H209ZM220 95H221V94H220ZM229 95H230V94H229ZM245 95H246V94H245ZM189 96H191V95H189ZM206 96L208 97V94H206ZM212 96H213V95H211V97H208L207 101L210 100V99L212 98ZM223 96H225V95H222L221 98L226 99V100H230V99L232 100L233 97H234L235 95H233V97H232V96L229 97L228 94H227V97H223ZM182 97H183V95H182ZM185 97H186V96H185ZM185 97H184V98H185ZM187 97H188V96H187ZM187 97L185 98V100H186V99L189 100V97H188V98H187ZM194 97H195V96H194ZM203 97H204V96H203ZM207 97H206V98H207ZM236 97H238L237 94H236ZM241 97H244V96L241 95ZM170 98H172V97H170ZM192 98H193V97H192ZM195 98H196V97H195ZM195 98H194V100H196ZM218 98H219V100H220V97H218ZM227 98H230V99H227ZM203 99H205V98H203ZM212 99H213V98H212ZM238 99H239V98H238ZM238 99H237V100H238ZM181 100H182V99H181ZM188 100H187V101H188ZM200 100H201V98H200ZM200 100H199V101H200ZM216 100H217V99H216ZM221 100H222V99H221ZM226 100H225V102H226ZM233 100H234V101H237L236 98L233 99ZM176 101L174 102L175 104L172 103V104L175 105V107H176ZM178 101H179V103H178ZM192 101H193V99H192ZM192 101H191V102H192ZM199 101H198V102H199ZM207 101H206V102H207ZM234 101H232V103H233ZM166 102H168V100H167ZM171 102H172V101H171ZM171 102H170V103H171ZM181 102H183V100H182ZM198 102L196 101L194 104H196V103L198 104ZM214 102H215V100H214ZM214 102H213V103H214ZM216 102H217V101H216ZM220 102H221V101H219V104H220ZM222 102H223V100H222ZM222 102H221V103H222ZM225 102H224V104L227 105L226 103H228V102H226V103H225ZM170 103H169V104H170ZM187 103H188V102H187ZM209 103L211 104V102H209ZM164 104H165V103H164ZM180 104H181V103H180ZM185 104H186V103H185ZM192 104H193V103H192ZM224 104H222V105H224ZM229 104H230V103H229ZM74 105H75V104H74ZM186 105H187V107H188V104H186ZM189 105L191 106V104H189ZM199 105H200V104H199ZM199 105L197 106V109H196V110H197V113H198V111H199L198 108H199V107L201 108V106H199ZM206 105H208V104H205V106H206ZM230 105H233V104H230ZM219 106H220V105H219ZM219 106H218V107H219ZM228 106H229V105H228ZM67 107H68V106H67ZM163 107H164V106H163ZM165 107H168V106H165ZM165 107H164V108H165ZM171 107H172V106H171ZM179 107H180V106H179ZM187 107H186V108H187ZM192 107H193V106H192ZM211 107H212V106H211ZM216 107H217V106H216ZM221 107L223 108L224 106H221ZM221 107H220V108H221ZM229 107H230V106H229ZM113 108H114V107H113ZM158 108H159V107H158ZM189 108H190V107H189ZM189 108H188V109H189ZM193 108H196V107L194 106ZM225 108H226V107H225ZM150 109L152 110V108H150ZM159 109H160V108H159ZM168 109H169V108H168ZM168 109H167V110H168ZM172 109H173V110H176L177 108H174V107H173ZM178 109H179V108H178ZM180 109H181V108H180ZM184 109H185V108H184ZM223 109H224V108H223ZM165 110H166V108H165ZM165 110H164V111H165ZM167 110H166V111H167ZM173 110H172V111H173ZM190 110H192V109H190ZM190 110H189V111H190ZM207 110H208V108H207ZM207 110H206V111H207ZM212 110H214V108H212L211 111H212ZM108 111H109V110H108ZM158 111H159V110H158ZM162 111H163V109H162L160 112H162ZM164 111H163V112H164ZM182 111H183V110H182ZM203 111H204V109H203ZM149 112H150V110H149ZM149 112H148V113H149ZM160 112H159V113H160ZM163 112L161 113L162 117H163V115H164ZM167 112H168V111H167ZM169 112H170V114H171V111H169ZM179 112H181V111H179ZM184 112H186V114H187V111H186V110L183 111V113H184ZM199 112H200V111H199ZM150 113H151V112H150ZM153 113H156V111H154ZM153 113H152V114H153ZM164 113H165V112H164ZM172 113L174 114L175 112H172ZM181 113H182V112H181ZM181 113H180L179 116H180L181 119H183V118L181 117ZM81 114H82V113H81ZM152 114H151V115H152ZM156 114H157V113H156ZM156 114H155V116H156ZM194 114H195V113H194ZM201 114H202V113H201ZM103 115H104V114H103ZM151 115H150V117L152 118ZM167 115H168V113H167ZM182 115H183V114H182ZM184 115H185V113H184ZM146 116H147V115H146ZM172 116H173V115H171V118H170V119H171V120L173 119V122H175L176 120H175V118H173ZM176 116H178V115H176ZM176 116H174V117H176ZM193 116H194V115H193ZM197 116H198V115H197ZM101 117H102V116H101ZM166 117H167V116H166ZM166 117H165V119H167ZM194 117H195V116H194ZM157 118H158V117H157ZM159 118H161V116H159ZM177 118L179 119V117H177ZM184 118H185V116H184ZM187 118H188V116H187ZM189 118H190V117H189ZM149 119H150V118H149ZM168 119H169V118H168ZM168 119H167V121L170 120V119H169V120H168ZM181 119H180V120H181ZM191 119H192V118H191ZM97 120H98V119H97ZM154 120H155V119H154ZM160 120H161V119H160ZM171 120H170L169 122L172 123ZM174 120H175V121H174ZM185 120H187V119H184V121H185ZM6 121H7V120H6ZM148 121H149V120H148ZM151 121H152V120H151ZM151 121H150V122H151ZM162 121H163V118H162ZM162 121H161V122H162ZM165 121H166V120H164V122H165ZM178 121H179V120H178ZM184 121H182V123H184V124H185V123H186V124L189 123L188 121H187V122H184ZM169 122H168V123H169ZM162 123H163V122H162ZM162 123H161V124H162ZM165 123L168 124L167 122H165ZM177 123L179 124V122H177ZM182 123H181V124H182ZM190 123H191V121H190ZM190 123H189V124H190ZM230 123H231V122H230ZM94 124H95V123H93V126H94ZM120 124H121V123H120ZM159 124H160V123H159ZM159 124H158V125H159ZM161 124H160V125H161ZM174 124H175V123H174ZM174 124H173V123L170 124V125H172V128L170 127L171 130H172V129H175V128H173V125H174ZM181 124H179V126H180ZM100 125H101V124H100ZM153 125H155V124H153ZM163 125H164V124H163ZM164 126H166V125H164ZM168 126H169V125H168ZM168 126H167V127H168ZM183 126H184V125H183ZM188 126H189V125H188ZM95 127H96V126H95ZM98 127H99V126H98ZM98 127H96V128H98ZM155 127H156V126H155ZM162 127H163V126H162ZM185 127H186L187 130H188L187 125H185ZM158 128H161V127L159 126ZM165 128H166V127H165ZM181 128H182V127H181ZM163 129H164V128H163ZM168 129H169V128H168ZM151 130H152V129H151ZM155 130H156V128H155ZM155 130H153V131H155ZM182 130L184 131V128H182ZM157 131H158V129L156 130V133H158ZM160 131H162V130H160ZM160 131H159V132H160ZM169 131H170V129H169ZM173 131H174V130H173ZM163 132H167V130H166V131H163ZM6 133H7V136H6V137H7V144H9V141H10V140H9V136H10V134H9V133H10V132H9V128L7 129V132H6ZM98 133H99V132H98ZM158 134H159V133H158ZM168 134H169V133H168ZM171 134H172V133H171ZM171 134H170V135H171ZM183 134H185V133H183ZM183 134H181V135H183ZM172 135H173V134H172ZM152 136H153L154 138H156L155 134H154V135L152 134ZM152 136H150V137H151V140H149V141H152V140H153V139H152ZM166 136H167V135H166ZM178 137H179V136H178ZM157 138H158V137H157ZM164 138H165V137H164ZM167 138L169 139V137H166V139H167ZM170 138H171V137H170ZM262 138H264V137H262ZM178 139H179V138H178ZM143 140H144V139H143ZM145 140H146V139H145ZM155 140H156V139H155ZM176 140H177V139H176ZM261 140L263 141V139H261ZM156 141H157V140H156ZM5 142H6V141H5ZM10 142H11V141H10ZM141 142L143 143V141H141ZM152 142H153V141H152ZM145 143L147 144L146 141H145ZM145 143H144V144H145ZM261 143H262V142H261ZM259 144H260V143H259ZM263 144H264V142H263ZM148 145H150V143H149ZM255 145H256V144H255ZM252 146H253V145H252ZM6 147H7V145H6ZM7 148H8V147H7ZM7 148H6V149H7ZM259 148H260V147H259ZM255 149H256V148H255ZM4 151H5V149H4ZM9 154H10V153H9ZM254 154H255V153H254ZM260 154H261V153H260ZM14 155H15V151H14V150H11V154H10L9 161H8V163L11 164V165L15 162ZM236 155H237V154H236ZM250 155H251V154H250ZM257 155H258V154H257ZM8 156H9V155H8ZM232 156H233V155H232ZM238 156H239V155H237V157H238ZM253 156H254V155H253ZM263 156H264V155H263ZM249 157H250V156H249ZM225 158H226V157H225ZM233 158H234V157H233ZM233 158H232V159H233ZM253 158H254V157H253ZM257 158H258V157H257ZM148 159H149V158H148ZM144 160H145V159H144ZM218 160H219V159H218ZM228 160L231 161L230 159H228ZM237 160H238V159H237ZM214 161H215V160H214ZM249 161H250V160H249ZM147 162H148V161H147ZM147 162H146V163H147ZM211 162H212V161H211ZM216 162H217V161H216ZM231 163H232V162H231ZM233 163H234V162H233ZM255 163H256V162H255ZM97 164H98V160H96V161L94 162V165H95V166H94L95 175L98 173ZM253 164H254V163H253ZM253 164H252V165H253ZM246 165H247V164H246ZM246 165H245V166H246ZM256 165H257V164H256ZM2 166H3V165H2ZM140 166H141V165H140ZM197 166H198V165H197ZM228 166H229L228 164L219 165V163H218V164H217V163H214V164H213V168H212L211 171L209 172L210 174H209L208 178H206V177L203 175V174H204V171L202 170V168L199 169V171L196 170L197 173H195V172H193V171L190 170L189 175H190V187H191L190 190H191V195H192L193 200H194L195 202H198V205H202V204H204V203L206 202V200L209 198V195H210V197L214 196V195L217 193V191L219 190V188L222 187V185H223V183H224V174L226 173L227 168L230 170V168H229ZM231 166H232L231 168H233V165H231ZM253 166H255V165H253ZM253 166H252V167H253ZM138 167H139V166H138ZM199 167H200V165H199ZM255 167H256V166H255ZM259 167H260V166H259ZM194 168H195V167H194ZM194 168H193V169H194ZM241 168H242V167H240V169H241ZM244 168H245V167H244ZM8 169H9V165L7 166L6 163H5V165L3 166L2 170H0V190H1V189L4 190V189L7 187L6 185H7L8 182H9V174H10V173H9ZM12 169H13V167H12ZM136 169H137V168H136ZM206 169H207V167H206ZM247 169H248V168L246 167V171H248L247 173H249V169H248V170H247ZM252 169H253V168H252ZM252 169H251V170H252ZM209 170H210V169H209ZM243 170H244V169H243ZM253 170L255 171V170H257V169H253ZM12 171H13V170H12ZM233 171H234V170H233ZM240 171H241V170H240ZM258 171H259V170H258ZM99 172H100V171H99ZM230 172L232 173V171H230ZM242 172H243V171H242ZM256 172H257V171H256ZM260 172H261V169H260ZM260 172H257V174L260 173ZM118 173H119V172H118ZM132 173H133V172H132ZM167 173H168V172H167ZM185 173H186V172H185ZM231 173H230V174H231ZM90 174H91V173H90ZM93 174H94V173H93ZM110 174H111V173H110ZM115 174H116V172H115ZM155 174H156V173H155ZM207 174H208V173H207ZM226 174H227V173H226ZM230 174H227V175H228L227 177H230ZM113 175H114V174H113ZM152 175H153V174H152ZM231 175H232V174H231ZM262 175H263V173H262ZM262 175L259 176V177H263ZM153 176H154V175H153ZM160 176L162 177L163 175H160V174H158V173L156 174V179H155L156 181L154 180V183H153V181H152V183L150 184V187H149V190H148V191H143V190H142L143 186H142V187L139 186L138 188H136V187H137V186H136L135 188H136L137 190H136L134 193H132V194L129 193V194H131V195H126L124 198H121V199H115V197H114V199H113V197H112L111 200H108V199H102V197H101V200H93V201H91V199H89V198H86V199H85V197H84V198H83V199H84L83 202H84V204L88 207L87 209H89V212H91L93 215L97 216L101 221L107 223L108 225H114V224H115L116 226L119 225V226H121V227H123V228L129 227V226H131V225L136 221L135 219H136L137 216H138V215H137V211H138V208H139L140 206H142V205L144 206L145 210H144L143 214H146L147 211H148V209L152 207L153 200H158V191H159V189L161 188V185H162L161 182H163V181L166 180V183L169 184L170 186H172V185H171L172 183H170V180H171V177H170V176H168V175L166 176V175H165V180H164L163 177H162V181H161V179H160V178H161ZM238 176H239V175H238ZM116 177H118V176L116 175ZM187 177H189V176H187ZM24 178H25V177H24ZM113 178L115 179V177H113ZM237 178H238V177H237ZM237 178H236V180H237ZM254 178H257V177H254ZM101 179H102V178H101ZM125 179H126V178H125ZM125 179H124V180H125ZM153 179H154V177H153ZM153 179H151V180H153ZM226 179H227V178H226ZM229 179H230V178H229ZM240 179H241V177H240ZM242 179H243V178H242ZM121 180H122V179H121ZM121 180H120V183L122 182ZM146 180H147V178H146ZM151 180H150V181H151ZM114 181H115L114 183H116L118 180L115 179ZM150 181H149V182H150ZM229 181H230V180H229ZM174 182H175V181H174ZM174 182H173V183H174ZM230 182H231V181H230ZM94 183H95V182H93V184H94ZM97 183H98V182H97ZM110 183H111V182H110ZM112 183H113V182H112ZM112 183H111V184H112ZM107 184H108V183H107ZM117 184L119 185V183H117ZM142 184L144 185V183H142ZM142 184H140V185H142ZM145 184H146V183H145ZM188 184H189V183H188ZM108 185H109V184H108ZM113 185H115V184H113ZM164 185H166V184H164ZM174 185H175V183H174ZM179 185H180V184H179ZM186 185H187V183H186ZM86 186H87V185H86ZM175 186H176V185H175ZM88 187H91V186H87V188H88ZM162 187H163V186H162ZM145 188H146V187H145ZM177 188H178V187H177ZM190 190H189V191H190ZM5 191H6V190H5ZM160 191H161V190H160ZM160 191H159V192H160ZM165 191H166V190H165ZM165 191H164V192H165ZM178 191H179V189H178ZM182 191H183V189H182ZM2 192H3V191H2ZM96 192H97V191H96ZM130 192H132V191H130ZM170 192H171V190H170ZM185 192H186V191H185ZM175 193H176V191H175ZM113 194H114V193H113ZM125 194H126V193H125ZM171 194H172V193H171ZM110 195H111V194H110ZM122 195H123V194H122ZM185 195H186V194H185ZM191 195H190V196H191ZM82 196H83V195H82ZM123 196H124V195H123ZM160 196H161V195H160ZM172 196H173V195H172ZM190 196H189V197H190ZM161 197H164V196H161ZM183 197L185 198V196H183ZM11 198H12V197H11ZM164 198H165V197H164ZM170 198H171V197H170ZM176 198H177V196L174 198V200H176ZM180 198H181V197H180ZM22 199H23V198H22ZM80 199H81V198H80ZM211 199H212V198H211ZM9 200H10V199H9ZM159 200H160V199H159ZM164 200H165V199H164ZM164 200H163V202H164ZM170 200H171V199H170ZM170 200H168V201L170 202ZM174 200H173V201H174ZM16 202H17V201H16ZM23 202H24V201H23ZM25 202H27V200H26ZM28 202H30V201L28 200ZM154 202H155V201H154ZM158 202H159V201H158ZM169 202H168V203H169ZM8 203H9V202H8ZM13 203H14V202H13ZM20 203H21V202H20ZM160 203H161V201H160ZM188 203H189V202H188ZM18 204H19V202H18ZM25 204L27 205L28 203H25ZM32 204H33V203H32ZM164 204H165V202H164ZM164 204H163V206H164ZM181 204H182V203H181ZM190 204H191V203H190ZM194 204H195V203H193L192 205H194ZM11 205H12V204H11ZM14 205L16 206V204H14ZM14 205H13V206H14ZM85 205H84V206H85ZM154 205H155V204H154ZM187 205H188V204H187ZM195 205H197V204H195ZM198 205H197V206H198ZM7 206H8V205H7ZM9 206H10V205H9ZM160 206H161V205H160ZM17 207H19V206H17ZM23 207H25V205H23ZM153 207H154V206H153ZM6 208H7V207H6ZM15 208H16V207H15ZM32 208H33V207H32ZM187 208H189V207H187ZM190 208H191V207H190ZM16 209H17V208H16ZM16 209H15V210H16ZM29 209H30V208H29ZM157 209H158V208H157ZM157 209H156V207L154 208V211H153V215H154V216H155L156 214H161V213H162V212H159ZM170 211H171V210H170ZM10 212H13V211L10 210ZM30 212H31V211H30ZM148 212H149V211H148ZM6 213H7V212H6ZM8 213H9V211H8ZM8 213H7V214H8ZM138 213H139V212H138ZM150 213H151V212H150ZM168 213H169V211H168ZM180 213H181V212H180ZM10 214H11V213H10ZM14 214H16V213H14ZM148 214H149V213H148ZM17 215H18V214H17ZM28 215H29V214H28ZM174 215H175V214H174ZM174 215H173V216H174ZM7 216H8V215H7ZM11 216H12V215H11ZM141 216H142V215H141ZM171 216H172V215H171ZM3 217H4V214H3ZM22 218H23V217H22ZM84 218H85V217H84ZM143 218H144V217H143ZM150 218H151V217H149V215H147L146 218H144V220H142V221L149 220ZM162 218H163V217H162ZM168 218H169V217H168ZM5 219H6V218H5ZM7 219H8V217H7ZM23 219H24V218H23ZM9 220H10V219H8V221H7V220H6V221L9 222ZM21 220H22V219H21ZM90 220H91V219H90ZM139 220H140V219H139ZM159 220H160V219H159ZM163 220H165V219H163ZM163 220H162V222H163ZM6 221H5V222H6ZM23 221H24V220H23ZM137 221H138V220H137ZM142 221H141V222H142ZM94 222H95V221H94ZM151 222H152V221H151ZM166 222H167V220H166ZM169 222H170V221H169ZM172 222H173V220H172ZM172 222H171V223H172ZM137 223H138V222H137ZM155 223H157V222H155ZM171 223H170V224H171ZM6 224H7V223H6ZM149 224H150V223H149ZM160 224H161V223H160ZM13 225H14V224H13ZM141 225H142V224H141ZM3 226H4V225H3ZM98 226H99V225H98ZM7 227H8V225H7ZM19 227H20V226H19ZM102 227H103V226H102ZM102 227H101V228H102ZM111 227H112V226H111ZM134 227H135V226H134ZM1 228H2V227H1ZM108 228H109V226H108ZM160 228H161V227H160ZM160 228H155V229L157 230V229H160ZM16 229H17V228H16ZM99 229H100V228H99ZM2 230H3V228H2ZM17 230H18V229H17ZM100 230H101V229H100ZM161 230H162V229H161ZM14 231L16 232L15 229H14ZM102 231H104V229H103ZM123 231H124V230H123ZM151 231H152V230H151ZM96 232H97V231H96ZM108 232H109V231H108ZM126 232H127V231H126ZM155 232H157V231H155ZM119 233H120V232H119ZM153 233H154V232H153ZM5 234H6V233H5ZM97 234H98V233H97ZM115 234H116V233H115ZM14 235H15V234H14ZM112 235H113V234H112ZM116 235H117V234H116ZM7 236H8V235H7ZM126 236H127V235H126ZM135 236H138V235H135ZM147 236H148V235H147ZM156 236H157V235H156ZM130 237H131V236H130ZM126 238H127V237H126ZM128 238H129V237H128ZM7 239H8V238H7ZM9 240H10V239H9ZM7 243H8V242H7ZM7 245H8V244H7ZM250 264H264V259L259 260V261H256V262H252V263H250Z\"/></svg>",
  "mask_w": 264,
  "mask_h": 264
}]
</instances>
